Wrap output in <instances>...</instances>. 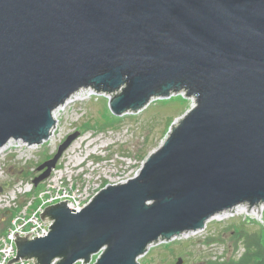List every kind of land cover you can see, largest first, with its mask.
<instances>
[{
  "label": "water",
  "instance_id": "obj_1",
  "mask_svg": "<svg viewBox=\"0 0 264 264\" xmlns=\"http://www.w3.org/2000/svg\"><path fill=\"white\" fill-rule=\"evenodd\" d=\"M83 89L108 96L118 118L178 95L194 106L139 176L80 212L47 207L45 238L16 232L8 263L140 264L236 207L261 216L264 0H0V148L48 141L54 112ZM80 136L38 168L36 187Z\"/></svg>",
  "mask_w": 264,
  "mask_h": 264
},
{
  "label": "rangeland",
  "instance_id": "obj_2",
  "mask_svg": "<svg viewBox=\"0 0 264 264\" xmlns=\"http://www.w3.org/2000/svg\"><path fill=\"white\" fill-rule=\"evenodd\" d=\"M193 106L192 99L178 95L170 99L155 100L138 114H127L118 118L111 113L109 97L105 95L75 103L67 102L60 111L57 135L58 140L63 142L68 135L81 133L80 138L72 145L73 155L79 156L84 162L75 172V183L101 184L105 188L114 180L118 182L123 178L132 177L131 172L141 168L147 157L161 147L172 126ZM56 152L44 145L42 152L38 154L39 162L28 164V167L34 168L35 178L39 176L38 168L52 159ZM23 169L24 172L16 173V168L12 167L8 174L13 181L32 176L27 167ZM43 189L42 183L27 198L37 197ZM38 203L39 201L35 206ZM14 215H6V225L9 226ZM239 229H245L250 234L258 232L264 245V223H260L255 216H246L244 212L231 219H213L203 232L154 246L139 262L176 264L178 259L182 258L185 264H214L233 257L238 259L246 251L243 245L239 251L235 250V232ZM210 239H220L221 243L208 245ZM96 259L97 257L91 264H94Z\"/></svg>",
  "mask_w": 264,
  "mask_h": 264
},
{
  "label": "built area",
  "instance_id": "obj_3",
  "mask_svg": "<svg viewBox=\"0 0 264 264\" xmlns=\"http://www.w3.org/2000/svg\"><path fill=\"white\" fill-rule=\"evenodd\" d=\"M94 96L91 89H83L73 95L68 102H79L89 100ZM72 99V100H71ZM63 106H60L54 112V118L57 121L53 134L48 141L43 144H32L23 140H11L2 148H0V188H4L0 192V264H7L12 258L18 254L16 241V232L20 237L29 235L31 240L37 238H45L51 232L52 222L45 221L41 214L49 206H53L62 202H70L75 209L80 212L93 200V198L102 190L101 184H76L74 181L75 172L82 167L84 162L77 155H73L72 147L64 154L59 166L53 170L49 179L44 184V189L39 195L33 199L27 198L29 194L34 193L35 186L33 172L34 168L28 167L30 162L38 163V154L42 152L43 146L57 151L62 143L58 140V128L60 124V111ZM16 168L18 172H24L23 167H27L32 174L31 177L13 181L8 170ZM141 168H136L131 172L133 178L140 174ZM130 178H123L110 184H120L128 182ZM9 184L8 188L5 187ZM38 205L35 206L36 202ZM240 207V206H239ZM238 207H236L237 209ZM247 209L238 211L232 209L226 211L216 217L218 220L231 219L240 216L245 212L248 217L255 216V219L264 223V204L261 205V216L259 211L254 208L251 211ZM4 213L5 215H2ZM14 213L10 220L9 226L6 225L8 217ZM262 218V219H261ZM263 220V221H262ZM4 230V231H3ZM2 231V232H1ZM10 264V263H8ZM14 264H36L34 260H20Z\"/></svg>",
  "mask_w": 264,
  "mask_h": 264
},
{
  "label": "trees",
  "instance_id": "obj_4",
  "mask_svg": "<svg viewBox=\"0 0 264 264\" xmlns=\"http://www.w3.org/2000/svg\"><path fill=\"white\" fill-rule=\"evenodd\" d=\"M235 237V250L239 251L242 245L246 250L243 256L214 264H264V245L258 232L250 234L245 229H239L235 232ZM220 241V239H210L207 244L221 243Z\"/></svg>",
  "mask_w": 264,
  "mask_h": 264
},
{
  "label": "bare ground",
  "instance_id": "obj_5",
  "mask_svg": "<svg viewBox=\"0 0 264 264\" xmlns=\"http://www.w3.org/2000/svg\"><path fill=\"white\" fill-rule=\"evenodd\" d=\"M71 100H72V99H71ZM237 209H238V211L240 212V211L245 210V209H247V208H246V206H243V205H242V206L238 207ZM237 209H236V210H237ZM200 232H203V231H200ZM200 232H198V233H200ZM190 234H197V233H190ZM185 235H189V234H185ZM185 235H184V236H185Z\"/></svg>",
  "mask_w": 264,
  "mask_h": 264
}]
</instances>
